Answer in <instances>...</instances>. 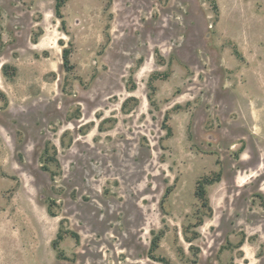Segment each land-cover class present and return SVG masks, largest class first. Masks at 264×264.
Listing matches in <instances>:
<instances>
[{
	"label": "rangeland",
	"instance_id": "374dc122",
	"mask_svg": "<svg viewBox=\"0 0 264 264\" xmlns=\"http://www.w3.org/2000/svg\"><path fill=\"white\" fill-rule=\"evenodd\" d=\"M56 4L0 0V264H264V0Z\"/></svg>",
	"mask_w": 264,
	"mask_h": 264
},
{
	"label": "trees",
	"instance_id": "16d2710c",
	"mask_svg": "<svg viewBox=\"0 0 264 264\" xmlns=\"http://www.w3.org/2000/svg\"><path fill=\"white\" fill-rule=\"evenodd\" d=\"M65 0H57V4H56V11L57 14L60 17H63V14L61 12V7L64 5ZM63 23H65V20H63ZM70 50L68 48H64V54H63V58H64V65L66 67H68L70 65ZM221 179V174L218 173L216 176L213 177H206L202 180H200L198 182V187H197V191H196V195L197 197L200 199L201 201V205L202 207H205L209 210L210 213H212L213 209L212 206L210 204V200L207 196V192H206V185L207 184H212L216 181H219ZM170 189L167 190V193L169 192ZM211 215V214H210ZM204 223L203 217L200 218L198 225H201ZM74 237H77L76 234L73 233ZM63 238L62 233L59 231L58 233V237L57 239L54 241V247L57 248L58 247V243L60 242V240ZM157 240L158 238L154 241L155 246L157 245Z\"/></svg>",
	"mask_w": 264,
	"mask_h": 264
}]
</instances>
